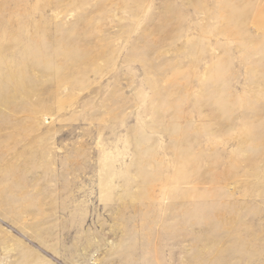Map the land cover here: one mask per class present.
I'll return each instance as SVG.
<instances>
[{
    "label": "rangeland",
    "instance_id": "1",
    "mask_svg": "<svg viewBox=\"0 0 264 264\" xmlns=\"http://www.w3.org/2000/svg\"><path fill=\"white\" fill-rule=\"evenodd\" d=\"M0 50V264H264V0H0Z\"/></svg>",
    "mask_w": 264,
    "mask_h": 264
},
{
    "label": "bare ground",
    "instance_id": "2",
    "mask_svg": "<svg viewBox=\"0 0 264 264\" xmlns=\"http://www.w3.org/2000/svg\"><path fill=\"white\" fill-rule=\"evenodd\" d=\"M5 48H6V47H5ZM5 48H3V49H4V51H5ZM4 51H3V52H4ZM0 54H1V50H0ZM0 59H1V57H0ZM20 79L22 80V78H20ZM23 81H24V80H23Z\"/></svg>",
    "mask_w": 264,
    "mask_h": 264
}]
</instances>
